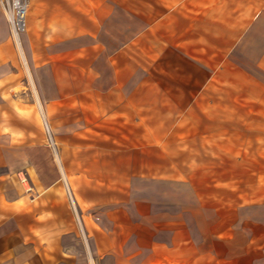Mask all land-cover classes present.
I'll list each match as a JSON object with an SVG mask.
<instances>
[{
  "label": "crops",
  "instance_id": "1",
  "mask_svg": "<svg viewBox=\"0 0 264 264\" xmlns=\"http://www.w3.org/2000/svg\"><path fill=\"white\" fill-rule=\"evenodd\" d=\"M22 52L39 94L48 95L50 103L72 98L70 107L102 118L107 130L119 134H109V143L123 144V138L130 146L150 141L165 146L176 133L180 143L192 138L215 146L210 158L226 162L233 154L216 146L227 145L231 132L241 129L239 159L253 163L244 175L264 177V166L257 163L261 153L250 158L243 147L249 135L264 144V0H28ZM242 56L247 65L239 61ZM19 75L20 59L0 10V82ZM45 81L52 82L49 91ZM0 89V95L10 92L1 83ZM223 130L228 135L222 136ZM232 173L226 169L223 175ZM21 189L10 203L8 188H2L1 207L10 204L19 213L26 202ZM27 198L35 211L37 195ZM42 218L53 230L67 224L61 211L49 210L48 217L40 212L32 221ZM8 224L12 227L0 232V264H44L39 254L31 258L28 248L15 250L22 236L15 238L21 235L15 221ZM138 240H132V249L118 253L112 247L101 257L113 253L128 257L123 264H180L179 243L158 249L155 241L143 246ZM200 244L197 254L210 252Z\"/></svg>",
  "mask_w": 264,
  "mask_h": 264
},
{
  "label": "rangeland",
  "instance_id": "2",
  "mask_svg": "<svg viewBox=\"0 0 264 264\" xmlns=\"http://www.w3.org/2000/svg\"><path fill=\"white\" fill-rule=\"evenodd\" d=\"M17 55L21 75L0 82L10 87L0 95V188H8L10 203L26 190L19 213L0 203V232L15 221L21 234L15 238L22 236L16 251L28 248L44 264H123L128 257L111 253L103 259V251H127L139 237L143 246L155 241L158 249L179 243L180 264H264V177L244 175L253 163L239 159L241 129L231 132L227 145L216 146L233 154L226 162L210 158L215 146L192 138L180 143L176 133L165 146H130L123 138V144H111L105 138L118 132L107 130L95 114L70 107L72 98L50 103L48 95L42 97L31 66L23 53ZM239 61L248 64L243 56ZM43 86L49 91L52 82ZM254 137L246 136L243 147L250 158L261 153L257 163L264 166V144ZM226 169L232 175H223ZM34 194L37 211L27 202ZM49 210L61 211L67 224L53 230L48 220L32 221L40 212L48 217ZM199 243L210 252L197 254Z\"/></svg>",
  "mask_w": 264,
  "mask_h": 264
},
{
  "label": "built area",
  "instance_id": "3",
  "mask_svg": "<svg viewBox=\"0 0 264 264\" xmlns=\"http://www.w3.org/2000/svg\"><path fill=\"white\" fill-rule=\"evenodd\" d=\"M27 9L28 0H0V10L5 16L11 39L21 54Z\"/></svg>",
  "mask_w": 264,
  "mask_h": 264
}]
</instances>
